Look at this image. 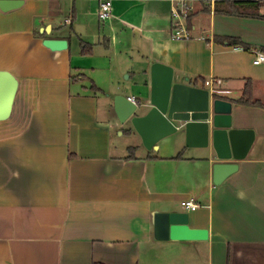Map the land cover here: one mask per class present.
Segmentation results:
<instances>
[{
    "label": "crops",
    "instance_id": "crops-1",
    "mask_svg": "<svg viewBox=\"0 0 264 264\" xmlns=\"http://www.w3.org/2000/svg\"><path fill=\"white\" fill-rule=\"evenodd\" d=\"M189 1L187 39L172 37L170 0H111L105 20L99 0L0 7V71L17 80L0 119V264H264V61L253 63L264 18ZM47 38L67 47L52 50ZM156 61L231 101L232 124L253 130L221 183L198 141L180 133L146 147L119 123L113 96L148 102ZM246 81L261 106L237 101ZM116 130L126 136L119 149ZM188 198L194 210L181 205ZM171 209L207 238H156V213Z\"/></svg>",
    "mask_w": 264,
    "mask_h": 264
},
{
    "label": "water",
    "instance_id": "water-1",
    "mask_svg": "<svg viewBox=\"0 0 264 264\" xmlns=\"http://www.w3.org/2000/svg\"><path fill=\"white\" fill-rule=\"evenodd\" d=\"M21 0H0L1 9L17 6ZM43 44L52 50L67 47V40L47 38ZM150 98L146 103H134L121 91L113 96V109L122 124L136 131L146 147L169 135L183 133L185 142L198 141L215 159L213 182L221 183L238 168L237 160L244 158L254 139L250 128L232 124V102L218 97L207 87L180 80L173 68L162 62L150 66ZM17 80L0 71V119L11 110ZM155 237L158 239L201 240L207 229L191 227L188 212L171 209L156 213Z\"/></svg>",
    "mask_w": 264,
    "mask_h": 264
},
{
    "label": "built area",
    "instance_id": "built-area-1",
    "mask_svg": "<svg viewBox=\"0 0 264 264\" xmlns=\"http://www.w3.org/2000/svg\"><path fill=\"white\" fill-rule=\"evenodd\" d=\"M173 3L171 10L172 17V37L175 39H187L190 37V31L186 28L185 23L189 16V12L192 8L189 0H170ZM111 0H99L98 2V16L101 20H105L111 17ZM199 38H202L201 36ZM264 61V53L257 52L253 63L258 64ZM215 82L217 84L221 83V79H206L205 84H211ZM128 99L134 103H137L134 96L128 97ZM181 205L186 209L194 210L198 203H196L192 198L181 200Z\"/></svg>",
    "mask_w": 264,
    "mask_h": 264
},
{
    "label": "trees",
    "instance_id": "trees-1",
    "mask_svg": "<svg viewBox=\"0 0 264 264\" xmlns=\"http://www.w3.org/2000/svg\"><path fill=\"white\" fill-rule=\"evenodd\" d=\"M263 7L264 1L262 0H217L214 10L216 12L242 17L264 18V14L260 12ZM228 43L232 44L230 41ZM237 101L243 104L261 106L260 101L252 99L251 84L249 81H246L242 90V95ZM175 157H181V153L177 154Z\"/></svg>",
    "mask_w": 264,
    "mask_h": 264
},
{
    "label": "rangeland",
    "instance_id": "rangeland-1",
    "mask_svg": "<svg viewBox=\"0 0 264 264\" xmlns=\"http://www.w3.org/2000/svg\"><path fill=\"white\" fill-rule=\"evenodd\" d=\"M129 90V89H128ZM128 92V91H127ZM125 94V93H124ZM119 123L120 124H122L120 121H119ZM122 125H126V124H122ZM120 132V130H116L115 132H113V137H114V139H116V143H118V149H119V147H121V144H120V142L123 140V139H125V135H120V134H118ZM125 150V149H124ZM123 149H122V152L124 151ZM119 151V150H118Z\"/></svg>",
    "mask_w": 264,
    "mask_h": 264
}]
</instances>
